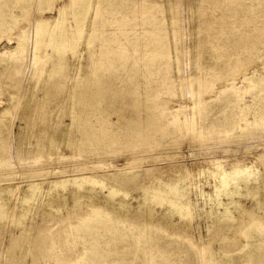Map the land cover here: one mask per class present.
<instances>
[{
	"label": "rangeland",
	"instance_id": "374dc122",
	"mask_svg": "<svg viewBox=\"0 0 264 264\" xmlns=\"http://www.w3.org/2000/svg\"><path fill=\"white\" fill-rule=\"evenodd\" d=\"M0 264H264V0H0Z\"/></svg>",
	"mask_w": 264,
	"mask_h": 264
},
{
	"label": "bare ground",
	"instance_id": "6f19581e",
	"mask_svg": "<svg viewBox=\"0 0 264 264\" xmlns=\"http://www.w3.org/2000/svg\"><path fill=\"white\" fill-rule=\"evenodd\" d=\"M213 50V49H212ZM214 51V53H215V49L213 50ZM219 59H220V56H219ZM215 61V60H214ZM73 93V92H72ZM72 96H73V94H72ZM74 98V97H73ZM72 111V110H71ZM211 167H213V168H218V167H220V166H213V164H211ZM210 167V168H211ZM230 177H232V175L231 174H227V178H230ZM172 185L171 184H169V190H170V188L172 189ZM185 192V189H183V188H179V187H175L173 190H171V194H173L174 196H182L183 195V193Z\"/></svg>",
	"mask_w": 264,
	"mask_h": 264
}]
</instances>
